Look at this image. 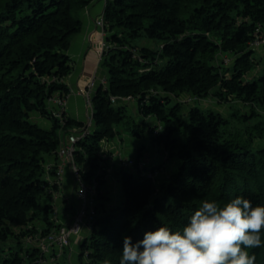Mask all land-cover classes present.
<instances>
[{"label":"trees","instance_id":"trees-1","mask_svg":"<svg viewBox=\"0 0 264 264\" xmlns=\"http://www.w3.org/2000/svg\"><path fill=\"white\" fill-rule=\"evenodd\" d=\"M91 1L0 0V264H23L21 250L30 261L39 256L34 244L24 248V239L38 232L36 222L42 223L40 235L59 226L44 175L47 162L57 158L60 120L48 105L52 95L70 90L58 79L72 69L68 48ZM103 19L106 83L94 87L92 127L76 142L75 160L84 178L99 168L101 141L123 129L127 101L113 103L111 95H131L137 114L152 118L147 129L153 140L164 142L178 165L154 185L144 172L154 166L140 162L141 153L132 156L134 164L125 167L130 170L120 171L121 203L109 202L103 168L97 176L101 201L91 229L78 241V264H119L125 237L136 243L160 226L179 231L204 200L223 204L241 196L253 206L264 205V146L250 147L264 131V117L241 139L226 133L220 112L190 103L194 98L200 104L210 93L221 101L231 96L251 106L238 114L245 122L259 115L252 103L264 107V67L251 77L247 73L257 68L251 41L256 28L264 34V0H106ZM140 38L160 46L138 44ZM261 49L264 53V44ZM225 58H234L229 69ZM183 93L189 95L188 106L181 103ZM183 117L188 132L178 142L169 132L176 128L174 118L179 125ZM63 118L65 129L83 125L68 111ZM129 118L130 134L142 137L144 127ZM261 239V247L249 250L254 264H264V233ZM64 251L51 264H75L69 245Z\"/></svg>","mask_w":264,"mask_h":264},{"label":"clouds","instance_id":"clouds-1","mask_svg":"<svg viewBox=\"0 0 264 264\" xmlns=\"http://www.w3.org/2000/svg\"><path fill=\"white\" fill-rule=\"evenodd\" d=\"M264 205L237 196L204 200L179 231L160 226L133 243L125 237L119 264H254L261 247Z\"/></svg>","mask_w":264,"mask_h":264},{"label":"rangeland","instance_id":"rangeland-1","mask_svg":"<svg viewBox=\"0 0 264 264\" xmlns=\"http://www.w3.org/2000/svg\"><path fill=\"white\" fill-rule=\"evenodd\" d=\"M91 3V2H90ZM89 3V4H90ZM88 4V5H89ZM86 5L84 7V9L87 8ZM84 9L81 12V15L84 11ZM103 17V13L98 17L99 20H101L100 18ZM97 18V19H98ZM96 19V20H97ZM96 20H95V24H96ZM98 23V22H97ZM100 23L96 24V26H99ZM102 29L103 32V45H102V49L104 50L105 48V30H104V22L101 26H99ZM81 31V30H80ZM77 32L75 33L70 41V45L71 46V42L72 40H74L73 38L77 37L78 34L80 33ZM259 28L256 30V32L258 33ZM91 37L93 36V33H91L90 35ZM264 37L263 35H257L254 37L253 41H251V48H255L254 51L252 52L251 58L253 60H255V63L257 64V68L249 71L247 73L248 76H252L255 72H258V69L260 67H264V53L261 49L262 44H264V42H261V38ZM259 41V44H257L258 46L255 47L254 45H256L254 42ZM138 44H147L148 46H150L153 49H158L159 48V44L157 43V41H148L147 38H140L137 39ZM134 41V42H137ZM69 49V48H68ZM102 54L100 56L97 57V59L99 60V58H102ZM134 56L136 58L138 55L136 53H134ZM218 58V57H217ZM141 61L142 58H139ZM234 58H227V61L224 62L226 68H230L232 66L233 60ZM101 60V59H100ZM218 62V59H216ZM262 61V62H261ZM216 62V63H217ZM261 62V63H260ZM260 63V64H259ZM141 70H144V68H142ZM225 74L229 75L230 71L227 70L224 72ZM64 80V79H63ZM65 81V80H64ZM155 92V91H154ZM189 95L187 94H182L180 95L181 98H183L184 101H182L181 103L185 104L186 106H188V103L186 102V99L188 98ZM194 98L190 99V103L193 104H198L201 107L204 108H213L214 110H217L218 112H220L222 114V116L227 119V123L224 126V130L226 131V133H232V135H237L238 138L241 139H246L247 133H245V129L256 123L258 120H260V118H262V116L264 117V107H261L260 105L257 104H253V107L257 110V112L259 113L258 116H256L255 118H251L252 121H246L241 119V117L238 116V114H242V113H248V111L250 110L251 106L249 104L244 105L242 102H240L239 100H236L235 98H232L231 96L226 100V101H221L219 98H217L215 95L213 94H209L207 97L202 98L200 100V104L198 102H195L193 100ZM175 100L172 99L169 103H166L165 105V111L168 112V110L170 109L171 106H173ZM128 102H126L127 104ZM187 103V104H186ZM129 105H127V115L123 117L122 120V124L120 126H123V129L120 130L119 127H117V132L116 133V137H109L110 139H107L106 142L113 143V147H114V151L115 152H122L124 151V153H129V154H133V150L132 151H126L124 150L126 147L127 148H131L132 144L130 145L131 142V137L133 136L131 133V129L128 125V122L130 120L129 116H133L136 122H140L141 125L144 127V134L142 137L139 138L138 141V152H141L140 158L143 162H145V164H147V167H151L152 165L154 166V168L156 169V175L155 177L152 179L154 185H158L159 183H161L162 179H165L166 177H168V175L170 174L171 171H173L177 165H178V159L175 155H169V153L167 151H165L164 149V142H161L160 144L156 143L155 140H153V136L151 135L150 131L147 129L148 128V123L152 120L151 117H147L145 119H143L144 117L140 114H137L134 110H132L131 108L128 107ZM88 112L86 111V116L84 119L83 123H86L88 120ZM248 117H252V113L248 114ZM175 119V127L172 131L169 132L170 138L171 139H176L178 142H182L184 141V139H186V135L188 132V120L187 118L183 117L182 118V123L177 125V119ZM92 121V120H91ZM248 123V124H247ZM45 124L47 125V121H45ZM73 127V126H72ZM92 125L90 123L89 128H91ZM157 129H159L161 131V133L166 132V129L163 127H158ZM59 132V130H58ZM102 143V141H101ZM106 144V143H105ZM264 146V131L260 134L257 135L253 138V141L251 142V149L255 150V149H259L261 147ZM117 149V150H116ZM139 152V153H140ZM123 153V152H122ZM123 157H127V155L122 154ZM143 168L144 165H143ZM121 167L119 165L115 166V170L114 173L112 174V176L114 177V180L116 182V184H118V187L115 189L114 192H111V197L116 199L118 203H121L123 201V191H122V187H121ZM125 170H130V168H123ZM107 170L105 171V176H107ZM47 175H44V177H46ZM52 177V176H51ZM105 181V180H104ZM48 201L50 203H52L51 199L48 197ZM113 203V202H112ZM64 207L61 206L60 211L58 213L59 217H64L63 216V212H64ZM71 211H68L67 216H71ZM36 228L38 229L37 234H35V236H30L28 235L25 239H24V248L27 249L30 247V244H34V246L38 247V242L37 240L39 238H41L44 235H40L41 234V229H42V223L40 222H36ZM56 230V228L52 229L50 232H54ZM48 232V233H50ZM85 232V230H81L79 236L81 234H83ZM86 234V232L84 233ZM37 235L40 236L39 238H37ZM30 238V239H29ZM10 241V240H9ZM40 242V240H39ZM13 244V243H12ZM10 245V243H9ZM3 246V245H2ZM6 248L7 245H5ZM15 249H17V247H14ZM45 250H43L41 247L39 249V256L34 258L32 261H30L28 258V254L26 253V251H20V255L22 256L23 252V256H24V262L23 264H32L33 262H35V264L39 263V264H51L53 263L55 260H58L59 258H61L63 256V254L65 253L64 248L62 249H58V248H54L52 245H48L45 244ZM79 250V246L78 244H74L71 247V251L70 255H71V262L73 261V263L78 264L77 260H76V256H77V252ZM66 254L68 255V253L66 252ZM62 255V256H61ZM28 259V260H27Z\"/></svg>","mask_w":264,"mask_h":264},{"label":"built area","instance_id":"built-area-1","mask_svg":"<svg viewBox=\"0 0 264 264\" xmlns=\"http://www.w3.org/2000/svg\"><path fill=\"white\" fill-rule=\"evenodd\" d=\"M96 20V24L100 23L101 26L104 22L103 17ZM98 22V23H97ZM258 28H256L257 30ZM255 30V36L263 35ZM261 42H264V37L261 38ZM256 45L259 41L254 42ZM106 46V45H104ZM227 61V58L224 59ZM59 81L65 82L63 78L58 79ZM66 83V82H65ZM101 83L105 84L106 80L103 78ZM96 84V79L94 76L88 79L86 82L82 94L85 98V106L88 114V120L83 123L80 127L64 128L65 121L63 114L67 113L68 93L54 94L50 97L48 110L49 112L59 118L60 128H59V143L57 147V158L55 161L47 162V176L48 189L47 192L50 194L52 205L54 208V213L52 219L59 224L54 232L46 233L44 236L37 240L38 247L45 250V244L52 245L54 248L62 249L70 244L71 236H79L81 230L91 229L94 219L97 215V208L100 203L99 194V181L97 176L101 174V170L104 168L107 170L106 162H110L114 158V153L110 152L108 149V142L106 139L101 143V149L99 154L102 161H100L99 168L95 173H92L90 177L84 178V171L79 167L75 160V151L77 150L76 142L85 135L89 125L91 123L92 115V102L91 93L94 90ZM110 99L113 103L131 101L133 98L131 95L126 96H116L111 95ZM106 143V144H105ZM117 155V154H116ZM117 164L122 167H128L134 164V160L131 157H123L118 155ZM143 163H139V168H143ZM65 169L68 170L72 179V190L70 192H64L62 189L63 174ZM52 170V171H51ZM148 176L154 178L156 175V170L151 171L148 169L144 171ZM52 176V177H51ZM102 188L100 189V191ZM61 206L64 207L63 216L59 217L58 213ZM68 211L72 212L71 216H67ZM83 237V235H82ZM81 237V238H82ZM30 239V238H29ZM40 240V242H39Z\"/></svg>","mask_w":264,"mask_h":264},{"label":"crops","instance_id":"crops-1","mask_svg":"<svg viewBox=\"0 0 264 264\" xmlns=\"http://www.w3.org/2000/svg\"><path fill=\"white\" fill-rule=\"evenodd\" d=\"M105 1L106 0H92L87 8L84 9L81 15V31L77 37L73 38L74 40H72L71 46L68 49V54L71 59L70 65L72 66V69L70 73L64 78L70 89L67 111L71 117L81 122H84L86 116L85 98L82 94V90L86 82L89 78L94 76L96 79V84H98L103 78L105 79L106 77V69L101 65V58H99V60L97 59V57L103 52V32L102 29L95 24V20L103 13ZM91 33H93L92 37L90 36ZM127 105H129L128 107L137 113V106L134 100L129 101ZM138 141L139 138L132 136L130 142L132 147H126L124 149L126 151L133 150V154L124 153V151H122L123 153L118 151L115 152L113 143L109 142L107 145L110 152L114 153L113 160L106 162L108 172L103 185V190L105 191V194L108 195L109 202L117 203V200L112 198L110 193L114 192L118 187V184H116L114 177L112 176L115 166L118 165V155L122 156V154H124L127 155V157L138 155L140 152L137 151L139 149ZM140 162L143 161L141 160ZM62 189L65 193L72 190V179L67 169H65L63 174ZM84 233L80 236H71L69 244L70 251L72 245L78 244V241L81 239Z\"/></svg>","mask_w":264,"mask_h":264}]
</instances>
